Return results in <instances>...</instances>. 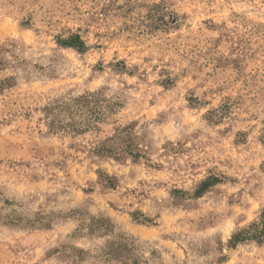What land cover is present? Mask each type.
Segmentation results:
<instances>
[{
  "label": "rangeland",
  "instance_id": "rangeland-1",
  "mask_svg": "<svg viewBox=\"0 0 264 264\" xmlns=\"http://www.w3.org/2000/svg\"><path fill=\"white\" fill-rule=\"evenodd\" d=\"M255 223L264 0H0V264H264Z\"/></svg>",
  "mask_w": 264,
  "mask_h": 264
},
{
  "label": "trees",
  "instance_id": "trees-1",
  "mask_svg": "<svg viewBox=\"0 0 264 264\" xmlns=\"http://www.w3.org/2000/svg\"><path fill=\"white\" fill-rule=\"evenodd\" d=\"M60 46L69 49H76L80 52L85 50V44L82 41L79 35H72L65 40H59ZM220 181L218 178H210L203 182L199 189L196 192L197 197L203 196L211 187L217 185ZM253 230L254 234H251L250 231ZM264 237V228L258 227V224L251 225L248 229L240 231L234 234L229 242V246L231 248H235L239 243L255 240L260 242L261 239Z\"/></svg>",
  "mask_w": 264,
  "mask_h": 264
}]
</instances>
